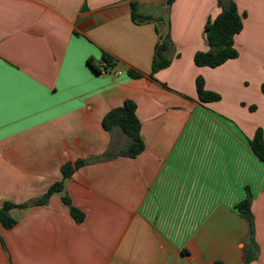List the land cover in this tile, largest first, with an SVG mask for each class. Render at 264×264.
Masks as SVG:
<instances>
[{"label": "crops", "instance_id": "obj_1", "mask_svg": "<svg viewBox=\"0 0 264 264\" xmlns=\"http://www.w3.org/2000/svg\"><path fill=\"white\" fill-rule=\"evenodd\" d=\"M0 0V207L41 197L68 162L90 160L128 139L101 121L136 104L144 150L83 166L64 193L12 210L0 227V264H243L248 225L235 206L252 195L257 257L264 264V164L249 141L263 131L264 0H233L245 14L236 59L197 67L217 0ZM139 15L156 21L135 24ZM172 43L168 68L149 78L158 33ZM113 73L86 64L102 53ZM128 69L143 75L127 76ZM220 95L198 100L195 80ZM249 107H254L250 110Z\"/></svg>", "mask_w": 264, "mask_h": 264}, {"label": "trees", "instance_id": "obj_2", "mask_svg": "<svg viewBox=\"0 0 264 264\" xmlns=\"http://www.w3.org/2000/svg\"><path fill=\"white\" fill-rule=\"evenodd\" d=\"M174 1L167 0L166 6L169 7ZM217 2L221 9L220 13L214 19H209L204 26V39L208 50L206 52H196L193 57V62L197 67L216 68L226 61L238 57V53L234 48V37L242 31L245 14L240 15L238 13L233 0H217ZM131 19L135 24L156 21L150 16L139 15L136 11L135 3H131ZM157 33L158 41L154 48L151 72L149 74L151 80H154V75L157 72L168 68L171 64V59L166 56L172 46L169 36L168 34L160 35L159 30ZM86 64L98 75L102 73H113L115 75V73H118V71H115L118 65L117 60L105 52L102 53L99 63L89 58ZM126 74L131 79L143 77L141 73L132 69H128ZM195 88L198 100L201 103L217 102L220 100L219 94L205 89L204 80L201 77L196 78ZM260 90L264 96V83L261 84ZM249 109L254 110V107H249ZM101 126L108 133H111L113 129H119L128 139L126 148L116 152L111 149L110 144V148L100 156L90 160H77L65 163L60 168L61 181L51 185L41 197L22 204L4 202L0 207V227L11 229L16 225L17 220L11 215L12 210H25L33 206L45 205L54 194H61V200L68 207L72 218L76 223H82L84 214L71 204L69 197L64 193L65 180L71 178L74 172L83 166L113 160L117 157L135 158L144 150V143L140 135L141 124L136 116V104L134 101L126 99L122 106L107 112L102 118ZM249 145L254 155L264 164L262 129H256L253 138L249 141ZM251 202L252 195L247 188L245 198L235 206L239 215L248 225V247L243 264H249L254 261L258 253V246L254 239L255 223L251 212Z\"/></svg>", "mask_w": 264, "mask_h": 264}, {"label": "built area", "instance_id": "obj_3", "mask_svg": "<svg viewBox=\"0 0 264 264\" xmlns=\"http://www.w3.org/2000/svg\"><path fill=\"white\" fill-rule=\"evenodd\" d=\"M120 73L118 72V73H115V75H119Z\"/></svg>", "mask_w": 264, "mask_h": 264}]
</instances>
